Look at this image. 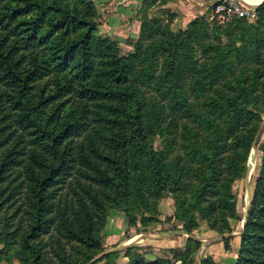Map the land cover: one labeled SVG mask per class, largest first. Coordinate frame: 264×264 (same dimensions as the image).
Listing matches in <instances>:
<instances>
[{"label": "trees", "instance_id": "trees-1", "mask_svg": "<svg viewBox=\"0 0 264 264\" xmlns=\"http://www.w3.org/2000/svg\"><path fill=\"white\" fill-rule=\"evenodd\" d=\"M254 11L255 22H214L215 42L204 15L178 30L159 16L143 18L122 56L100 34L92 0H0V242L14 243L20 264H117L118 251L102 250L109 208L134 220L135 209L158 195L174 197L187 233L197 227L195 214L217 233L238 219L231 182L246 173L257 146L258 124L250 123L264 112V2ZM196 47L209 53L206 62L195 59ZM143 85L162 99L146 101ZM190 88L203 97L195 116L205 137L185 134L183 159L167 134L191 111ZM156 136L165 149H154ZM260 148L235 264H264V141ZM188 242L181 264L199 245ZM130 264L161 263L135 255Z\"/></svg>", "mask_w": 264, "mask_h": 264}, {"label": "rangeland", "instance_id": "rangeland-1", "mask_svg": "<svg viewBox=\"0 0 264 264\" xmlns=\"http://www.w3.org/2000/svg\"><path fill=\"white\" fill-rule=\"evenodd\" d=\"M92 1L98 13L96 20L98 22L99 32L101 35L105 36L104 31H101L102 28H105V25L111 27L115 21L118 23L121 22L122 13H125L124 0ZM168 1L169 0H166L165 3L155 2L154 4L146 5L144 7L143 0H141L140 8H142V10L139 9L140 11L137 10L133 13V17L135 16V18L139 21V29L141 20L143 18L151 19L153 16H159L161 19H163V22L169 25L172 30L185 28L187 23L185 25H181V27L173 25L174 18L177 13L166 6ZM212 5L213 4H211L201 15H204L207 19V22L209 23L208 36L206 38L215 42L216 40L213 37L214 33L211 32L210 27L214 22L217 25H222L224 22L221 21L220 17L214 13ZM256 17L257 16H255L252 22H255ZM112 29L113 28H109L108 31H112ZM131 31L132 29H129V33H123V29L120 28L114 29V31H112L113 33L111 36L114 38H109L116 41L117 53L119 55H127L133 50V46L138 39L139 32L137 36L135 35L133 38H131ZM220 39L221 42H224L223 37H220ZM193 52L195 59H198L201 62H206V59H209L207 58L209 53H201L198 47L194 48ZM159 67L160 66L157 67V70ZM193 76H195V71H190L187 73L184 80L185 90L188 88V86L193 85ZM141 88L142 94L146 101L151 98L154 99V102L160 101L162 99V96L158 90L151 88L150 85H143ZM186 93L188 96V104L192 109L191 111H186L184 114L176 117L175 122H173L169 127V133L167 134V140L174 138L171 144L172 154L177 156L180 155L183 159H185L187 147L190 145V142L186 141L183 136L185 134H189L193 141L201 143L205 137V132L200 127L197 121V116H195V113L200 111L199 102L203 99V97L195 96L194 90L192 88H190ZM255 124H258V128L254 137V143H256L257 146L253 148V151L251 150L252 152H250L249 159L247 161L250 162L248 170L249 173H247L246 165V173L244 177L241 179H234L231 182V191L236 196L235 208L238 219H229L228 226L224 228L225 231L223 233H217L211 229L208 222L197 214H195L197 227L191 233H187L182 230L181 228L183 222L177 219L174 215V197L168 193L161 196L158 195L156 197H151L148 203L150 208L139 206L137 209H135L134 220H130L129 217L119 207H110L100 230V236L103 243L102 250L105 252L118 251V254L113 256V259L117 264H130L131 257L135 255L140 256L143 262L156 260L160 261L161 264H181L182 257L180 252L181 250L185 251L188 248V238H194L198 241L199 245L197 248H195V245H192V248H195V250H193V255L191 257H187V255L184 254L186 263L225 264V262L220 261L221 259L219 258V254L217 253L215 247H213L211 244L217 241H222V238L231 237L228 240V247H225L224 242L222 241L223 249L227 251L228 249L234 247L236 250V244H234L233 236L238 233L241 234L242 232L244 226L243 220H246L250 210V201L255 188V180L258 176L261 166L262 151L260 146L264 141V112H261L260 116L250 123L251 126H254ZM164 140L165 138H161L160 136L155 137L153 147L156 151H161L166 148V142H164ZM194 165H196V162H191V166ZM192 173V170H189L187 181L191 184H195L194 175H192ZM185 185L187 186L186 180ZM184 191L187 192V189ZM1 217L2 213L0 212V222ZM178 228L183 231L181 234L180 232H177ZM149 234L157 235L162 238V240L171 238L173 241H168L167 247L161 248L154 246H144L138 243L141 238ZM182 234H184L185 237L184 239H180L182 241H179L178 236H181ZM186 234H188L187 237ZM130 239L133 241H129ZM238 248L236 252H238ZM0 250H2V252L0 251V264H20V261L16 256L13 242H0ZM102 262L103 261H100L99 264Z\"/></svg>", "mask_w": 264, "mask_h": 264}, {"label": "crops", "instance_id": "crops-1", "mask_svg": "<svg viewBox=\"0 0 264 264\" xmlns=\"http://www.w3.org/2000/svg\"><path fill=\"white\" fill-rule=\"evenodd\" d=\"M140 1L141 0H124V8L125 13H122L121 16V25L117 21H115L114 24L109 27L108 25H105V28H102L101 31L105 33V36H108L110 38H114L112 35V31L114 29H123V33H129V29H132V34H130V37L133 38L135 35H138L139 32V21L133 17V13L139 10L140 8ZM218 0H169L166 4L167 7H169L171 10L175 11L177 15L174 18L173 25L181 27V25H185L188 23L191 19L196 17L197 15H201L205 12V10L211 5L214 4ZM245 2L248 6L255 8L257 7L261 2H264V0H242ZM112 19V18H111ZM123 23V24H122ZM119 24V26H118ZM103 26V25H102ZM109 28H113L112 31H108ZM177 232H183L178 228ZM188 234H186L187 237ZM178 240L182 241L180 239H184L185 235L182 234L181 236H178ZM134 238V237H133ZM132 238V239H133ZM130 239L129 241H133ZM135 239V238H134ZM177 240V241H178ZM239 240H240V233L233 236V241L235 245L236 250L234 247L231 249H228L225 251L223 249V242L217 241L211 245L215 247L217 253L219 254L220 261L225 262V264H234L235 259L237 256V248L239 247ZM168 241H173L170 239H164L160 238L157 235L149 234L141 238V240L138 242L141 245L144 246H154L157 248L161 247H167ZM177 243V242H176Z\"/></svg>", "mask_w": 264, "mask_h": 264}, {"label": "built area", "instance_id": "built-area-1", "mask_svg": "<svg viewBox=\"0 0 264 264\" xmlns=\"http://www.w3.org/2000/svg\"><path fill=\"white\" fill-rule=\"evenodd\" d=\"M213 11L223 22L234 17L246 18L252 21L256 16L254 8L248 6L242 0H218L213 7Z\"/></svg>", "mask_w": 264, "mask_h": 264}, {"label": "water", "instance_id": "water-1", "mask_svg": "<svg viewBox=\"0 0 264 264\" xmlns=\"http://www.w3.org/2000/svg\"><path fill=\"white\" fill-rule=\"evenodd\" d=\"M250 162H247V173H249V166H250V164H249ZM244 222H245V219L243 220V225H244Z\"/></svg>", "mask_w": 264, "mask_h": 264}, {"label": "bare ground", "instance_id": "bare-ground-1", "mask_svg": "<svg viewBox=\"0 0 264 264\" xmlns=\"http://www.w3.org/2000/svg\"><path fill=\"white\" fill-rule=\"evenodd\" d=\"M252 151H253V148H252ZM252 151H251V152H252ZM251 155H252V154H251Z\"/></svg>", "mask_w": 264, "mask_h": 264}]
</instances>
